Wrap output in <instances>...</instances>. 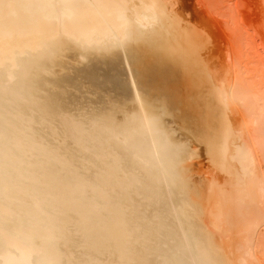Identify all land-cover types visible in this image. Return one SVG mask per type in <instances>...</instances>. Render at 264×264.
<instances>
[{
  "label": "bare ground",
  "instance_id": "obj_1",
  "mask_svg": "<svg viewBox=\"0 0 264 264\" xmlns=\"http://www.w3.org/2000/svg\"><path fill=\"white\" fill-rule=\"evenodd\" d=\"M199 7L0 0V264H234L205 189L215 231L244 236L238 262L264 250V58ZM167 117L227 184L190 183L197 154Z\"/></svg>",
  "mask_w": 264,
  "mask_h": 264
},
{
  "label": "rangeland",
  "instance_id": "obj_2",
  "mask_svg": "<svg viewBox=\"0 0 264 264\" xmlns=\"http://www.w3.org/2000/svg\"><path fill=\"white\" fill-rule=\"evenodd\" d=\"M203 1V6H204V8H205V10H207L206 11V16L207 17H211V18H213V19H220V21H222V24L224 25L223 26V29L225 30V32H229L230 30H234L236 27H238V28H240L241 30H239L240 31V33H241V31H246V32H244L243 34H242V37H246V39L248 40V43H250L249 44V46H252V47H250L251 48V50L253 49V47L255 48V50H253V53H252V51L250 50V48H249V50H250V52H251V54H253L254 56H255V58L253 57V56H251V57H253V61L255 60H257V58L258 57H263L264 58V45H262V43H261V41H264L263 39H264V0H202ZM260 1V2H259ZM189 2V3H188ZM191 2V3H190ZM199 2H201L200 0H186V7H187V9H185L186 10V12L188 11V13L189 14H191V15H193L196 11H198L199 13L201 12V10H199V6H201L202 4H200ZM250 2V3H249ZM199 3V4H198ZM254 3V4H253ZM190 4V5H189ZM227 4H229V5H227ZM230 4H231V6H230ZM190 7H189V6ZM193 5V6H192ZM192 6V7H191ZM189 7V8H188ZM227 7V8H226ZM229 7V8H228ZM232 8H234V9H232ZM256 8H257V10H256ZM263 8V9H262ZM194 9V10H193ZM227 9H229V10H227ZM231 9V10H230ZM179 11L180 12H182V9L180 10L179 9ZM232 11V12H231ZM185 12V13H186ZM192 12V13H191ZM228 12V13H227ZM184 13V14H185ZM187 13V14H188ZM226 13V14H229V16H225L224 14ZM221 14H222V16H221ZM232 14V15H231ZM210 15V16H209ZM225 17H224V16ZM253 15V16H252ZM224 17V18H223ZM228 18V19H227ZM260 20V21H259ZM229 21V22H228ZM251 22V23H250ZM259 22H262V23H259ZM232 23H233V25H234V28H233V25H232ZM255 23V24H254ZM225 24H229V25H225ZM247 24V25H246ZM256 24H257V26H256ZM225 26H226V28H225ZM262 26V27H261ZM258 27V28H257ZM257 29H259V30H257ZM227 30V31H226ZM255 30V31H254ZM263 30V31H262ZM235 31V30H234ZM237 31V30H236ZM239 31H237V32H235V33H237V35L236 34H234V36L236 35V36H238L240 33H239ZM231 32V31H230ZM260 32H262V34L260 33V35H259V33ZM232 33H234V32H232ZM231 33V34H232ZM239 33V34H238ZM233 35V34H232ZM262 38V39H261ZM210 39H212V38H210ZM261 39V40H260ZM261 43V44H260ZM257 50V51H256ZM254 51H256V52H258V53H254ZM259 51H261V52H259ZM263 53V54H262ZM260 54V55H259ZM262 54V55H261ZM252 60V59H251ZM253 66H259V64H252ZM262 73V72H261ZM259 74H260V72H259ZM263 79H264V77H263ZM216 104V105H215ZM214 106H218V104L217 103H214ZM211 108V107H210ZM217 109V108H216ZM218 111H219V108L217 109ZM217 111V112H218ZM217 116L219 117V114H217ZM216 116V120H217V117ZM206 117V116H205ZM170 118V119H169ZM207 118V117H206ZM172 119V120H171ZM167 120L168 121H170V127H174V131L175 130H177L176 131V133H173V135H174V137H176V139H178V140H181V139H183V140H181L182 142H184L185 144H190V146L187 144V146H189L188 148H189V150H191V151H193L194 152V155L195 154H197V156H194L192 159H191V161H189L188 162V165H189V167H194V168H192L191 169V171L194 169L195 171L193 172L194 173V177L190 180V183L192 184L193 182L197 185H195L196 187H197V189H199V191H200V193H202V191H203V188H202V185L205 183V181L204 180H208V179H215L220 185L222 184V185H224V184H227L228 182V179L230 178V177H228L229 176V174L227 175V173H223L222 172V169L220 170V168H219V166L220 165H216V163H213V161L211 160V155H209L207 152H208V148H207V144H204L206 141H204L203 142V140L200 138V135L199 134H197L196 133V131L193 129V127L192 126H185L184 125V123H182V121H181V119L180 118H175V119H173V118H171V117H167ZM215 120V121H216ZM214 121V122H215ZM173 122V123H172ZM213 122V123H214ZM212 123V125H211V127L209 128V129H207L208 130V132L210 133L214 128H217L218 126V124H217V121L213 124ZM172 125V126H171ZM176 125V126H175ZM212 126H214V127H212ZM176 128V129H175ZM188 130V131H187ZM174 131H172V132H174ZM198 137V138H197ZM189 138V139H188ZM189 140V141H188ZM207 145V146H206ZM192 146V147H191ZM196 152H195V151ZM191 164V165H190ZM213 164H215V165H213ZM202 165V166H201ZM216 167V168H215ZM218 168V169H217ZM201 169H202V171H201ZM196 171H200V174H201V176H200V174H199V172H198V174L199 175H197V174H195L196 173ZM205 172V173H204ZM191 174H193L192 172H190ZM226 174V175H225ZM197 176H199V177H197ZM197 178H199V179H197ZM228 178V179H227ZM204 179V180H203ZM193 180V181H192ZM199 180V181H198ZM200 180H203V181H201L200 182ZM192 181V182H191ZM197 182H198V184H197ZM227 182V183H226ZM201 185V186H200ZM202 188V189H201ZM192 191H194V190H192ZM206 189L203 191V193H202V198L204 199L205 198V200H203L202 198H200L201 199V203H202V200H203V202H205V203H202V204H205V206L204 205H202L205 209H203V211H202V217H203V219L207 222V224L209 225L208 226V228H209V230L210 231H212L211 233H212V235H213V237H214V239H215V241H216V244H217V248L218 249H220V251H221V253H222V251H223V253H224V255L226 256V259H227V262L228 263H234V264H240L239 262H238V256H236V255H239V252H241V251H239V250H237L236 248L234 249V247L236 246L234 243H237V245H238V243H239V246L244 242V236L242 237L241 235H235L234 236V234H235V231L231 228V230L230 229H228L227 227V229H224V231H218V232H216L215 231V228H213V226H212V223H211V221L212 220H209L210 219V215H212V213H216V209L214 208H212V207H215V204H216V201H217V199H216V197H211V196H209V193L206 191ZM205 193H207L206 194V196L204 197V195H205ZM204 194V195H203ZM264 200V199H263ZM263 205V207H262V205ZM261 204H259V205H261L260 207H261V211L260 212H264V202L263 203H261ZM263 210V211H262ZM210 212H211V214H210ZM208 213H209V215H208ZM208 215V216H207ZM262 216H264V214H262L261 213V217ZM263 218V217H262ZM262 218H261V220H262ZM212 219V218H211ZM263 222H264V220H263ZM263 228H264V223H263V225H262V227H260L259 229V234L261 233V230H262V232L264 231L263 230ZM234 229L236 230V233H240V231H238V228L236 229V227H234ZM222 230V229H221ZM228 230V231H227ZM234 231V232H233ZM213 232H214V234H213ZM223 232V233H222ZM226 232H228V234L230 233L231 235H228ZM233 232V233H232ZM243 233H240V234H246L245 233V231H242ZM218 233V234H217ZM225 233V234H224ZM257 235V237L256 238H259V236L262 234H260V235ZM264 234V233H263ZM215 235V236H214ZM221 235L223 236V237H221ZM225 235H227L228 236V238H230V239H228L227 238V236L225 237ZM232 236V237H231ZM238 236L240 237V238H238ZM247 237H248V235H246ZM262 236V235H261ZM261 236H260V239H261ZM264 236V235H263ZM219 237H221V239L223 240V241H225V242H223ZM222 241L221 243H220V240ZM227 238V239H226ZM234 238V239H233ZM240 239V241L238 240V239ZM241 238H243L242 240H241ZM225 239V240H224ZM235 239H237L236 241H234ZM247 239V238H246ZM259 239V240H260ZM229 240V241H228ZM257 240V239H256ZM228 241V242H227ZM233 243H232V242ZM240 242H241V244H240ZM256 243H257V241H256ZM255 243V245H257ZM220 244V245H219ZM223 244V245H222ZM231 245V246H230ZM234 245V246H233ZM218 246H221V247H223V248H221V247H218ZM229 246V248H227ZM239 246H236V247H239ZM262 246V245H261ZM260 246V248H262ZM264 246V245H263ZM231 247V248H230ZM232 247H233V249H234V251H233V249H232ZM255 247H258L259 248V246H255ZM258 248H256V249H258ZM259 248V249H260ZM239 249V248H238ZM255 249V250H256ZM230 250H232V251H230ZM239 251V252H236V251ZM260 250H262V251H259V252H257L256 254L257 255H255L254 256V259H255V257H257L255 260H256V262L257 263H255V261H253L252 260V262H253V264H259V262H260V264H264V254H262V253H264L263 251V249H260ZM236 252V253H235ZM233 253V254H232ZM235 253V254H234ZM227 256H228V258H227ZM240 256V255H239ZM263 256V257H262ZM234 257H235V259L237 260V262L235 261V259H234ZM238 257V258H237ZM260 259H259V258ZM259 259V260H258ZM230 260V261H229ZM233 260H234V262H233Z\"/></svg>",
  "mask_w": 264,
  "mask_h": 264
}]
</instances>
